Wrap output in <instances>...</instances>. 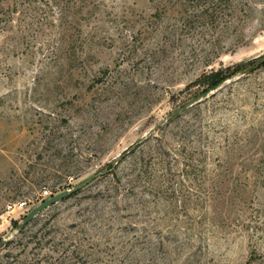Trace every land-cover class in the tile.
Segmentation results:
<instances>
[{"label": "rangeland", "instance_id": "1", "mask_svg": "<svg viewBox=\"0 0 264 264\" xmlns=\"http://www.w3.org/2000/svg\"><path fill=\"white\" fill-rule=\"evenodd\" d=\"M263 56L264 0H0V264H264Z\"/></svg>", "mask_w": 264, "mask_h": 264}, {"label": "water", "instance_id": "2", "mask_svg": "<svg viewBox=\"0 0 264 264\" xmlns=\"http://www.w3.org/2000/svg\"><path fill=\"white\" fill-rule=\"evenodd\" d=\"M216 88V87H215ZM202 95H198L195 98H193L192 100H190L189 102L185 103L183 106L177 108L176 110H174L169 117L163 119L162 121H160L158 124L155 125V127L150 130L148 132V135H151L154 131V129L158 128L159 126H161L162 124H164L167 120H169L170 118H173L175 116H177L178 114H180L181 112L185 111L186 109H188L189 107H191L192 105H194L196 102H198L201 99ZM140 142V141H139ZM138 142V143H139ZM93 175L87 177L86 179H84L83 181L79 182L78 184H76L73 188L71 189H66L63 190L61 192H58L52 196H50L49 198L45 199L44 201H42L39 205H37L35 208H33L26 216L25 218L22 220V222L17 226L16 228V232L20 231L22 228H24L27 224H29L41 211H43L44 209H46L47 207L53 205L54 203L58 202L59 200H62L63 198L69 196L71 193L80 190L81 188H83L84 186H86L88 183H90L93 179ZM9 237V236H8ZM7 238L3 239L0 241V246L4 243V241H6Z\"/></svg>", "mask_w": 264, "mask_h": 264}, {"label": "trees", "instance_id": "3", "mask_svg": "<svg viewBox=\"0 0 264 264\" xmlns=\"http://www.w3.org/2000/svg\"><path fill=\"white\" fill-rule=\"evenodd\" d=\"M263 61H264V56H263ZM243 65L244 63H241L238 66L240 67ZM239 67L233 68V69H239ZM233 69L232 67H226V68H222L217 71L210 72V73H203L200 76V78L197 80V82L206 91L214 89L215 87H218L220 83H222L224 80H226L228 77H230L233 74V71H235ZM26 229H27V225L24 228H22L19 231V233L24 234Z\"/></svg>", "mask_w": 264, "mask_h": 264}, {"label": "built area", "instance_id": "4", "mask_svg": "<svg viewBox=\"0 0 264 264\" xmlns=\"http://www.w3.org/2000/svg\"><path fill=\"white\" fill-rule=\"evenodd\" d=\"M41 195L43 198H46V197H49L51 196V193L49 192V190L47 188H44L41 192ZM7 208L9 210H14L16 208L18 209H27V202L25 200L23 201H17V202H10L8 205H7Z\"/></svg>", "mask_w": 264, "mask_h": 264}]
</instances>
